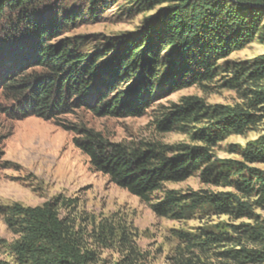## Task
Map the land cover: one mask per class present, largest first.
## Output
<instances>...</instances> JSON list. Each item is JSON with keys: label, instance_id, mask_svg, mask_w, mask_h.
I'll return each mask as SVG.
<instances>
[{"label": "rangeland", "instance_id": "obj_1", "mask_svg": "<svg viewBox=\"0 0 264 264\" xmlns=\"http://www.w3.org/2000/svg\"><path fill=\"white\" fill-rule=\"evenodd\" d=\"M37 6L31 19L43 20L47 27L55 23L60 27L46 40L47 45L66 48L70 41L78 45L77 51L83 56L100 55L102 60L97 62L100 66L110 57V54L105 55L104 47L113 48L112 40L134 33H157L163 12L173 10L177 3L163 0L152 4H148V0H42ZM72 15L78 16L76 21L63 27L61 19ZM15 16L16 13H6V18L0 22L1 264H17L11 247L19 237L6 225V208L15 204L33 208L47 203L57 204L59 218L79 234L83 250L94 254V264L120 263L129 252L135 264H180L181 261L187 264H264L244 263L225 255L242 248L262 250L263 244L250 239L246 230L247 226L263 224L264 208L253 206L252 215L244 217L236 211L219 214L206 206L185 220L157 217L148 204L113 185L107 176L93 171L87 157L73 143L78 130L89 129L110 142L128 147L145 144L200 146L192 136L208 125L209 114L204 110L169 132L159 131L158 122L189 99L196 100L200 107H241L253 114L255 123L241 134L229 135L216 143L212 147L210 163L222 166L224 162H237L240 165L232 170H229L230 166L219 167L210 178L205 177V170L210 165L204 166L183 182L164 184L153 194L152 200L162 199L167 192L229 193L243 202L253 203L255 191L252 197H246L240 187L244 182L254 186L255 175L264 173V163H247L242 151L264 135V104L254 108L249 106L261 83L247 77L256 60L264 56V24L251 43L217 63L210 81L177 92L157 85L147 108L137 117L98 116L80 108L56 120H42L19 117L15 102L4 90L6 85L3 83L14 73L17 74L14 80L30 81L50 75L43 68L26 64L21 72L15 66L10 67V57L23 60L21 53L36 41L34 33L29 34ZM16 44L19 45L17 49ZM173 49L171 46L166 53H159L161 60ZM239 68L245 72L239 74ZM137 79L138 76L129 83H120L118 91L128 93ZM248 169L255 171L251 173ZM181 234L201 242L193 239L183 242L178 237ZM210 237L219 241H209Z\"/></svg>", "mask_w": 264, "mask_h": 264}, {"label": "trees", "instance_id": "obj_2", "mask_svg": "<svg viewBox=\"0 0 264 264\" xmlns=\"http://www.w3.org/2000/svg\"><path fill=\"white\" fill-rule=\"evenodd\" d=\"M40 1L0 0V22L6 18V13H16L18 24L29 34L34 33L36 41L33 46L21 53L23 60L11 56L10 67L15 66L21 72L23 64H26L43 68L50 75L39 81H30L24 78L14 80L17 75L14 73L3 86L6 85L5 93L15 102L19 117L42 120H56L80 108L98 116L137 117L147 108L157 85L177 92L199 82L210 81L217 63L251 43L264 24V0H163L176 2L177 6L175 10L163 12L158 32L134 33L112 40L113 48L104 47L105 55L110 54V57L98 66L101 56H83L75 43L67 41L66 48L47 45L46 40L60 27L57 23L47 27L43 20L30 18ZM159 1L148 0V4ZM76 17L61 19L62 26L66 28L76 21ZM8 18L11 22L10 16ZM171 46H174L172 53L161 60L158 54L166 53ZM244 72L245 69H238L239 74ZM137 76L128 93L118 91L120 83H129ZM247 77L261 83L249 106L254 108L264 104V56L256 60ZM202 110L209 114L208 125L192 136L200 146L145 144L128 147L110 142L89 129L78 130L73 143L87 157L93 171L107 176L113 185L148 204L157 217L185 220L205 206L219 214L236 211L240 217L252 215L253 206L264 208V173L255 175L254 186L244 182L240 187L246 197H252L255 191L253 203L243 202L229 193L167 192L162 199L152 200L153 194L164 184L183 182L210 165L212 147L216 143L229 135L241 134L255 123L253 114L241 107H200L196 100L189 99L158 122L157 128L169 132ZM242 157L247 163H264V135L248 144L242 151ZM239 165L237 162L210 165L205 170V177L214 176L222 167L230 166L229 170H232ZM248 170L251 173L255 171ZM5 217L6 225L19 237L11 247L17 264L95 263L94 254L83 250L79 234L59 218L56 203L33 208L15 204L6 208ZM246 231L250 239L263 244L262 250L242 248L225 255L244 263H263L264 221L254 227L247 226ZM178 237L183 242L192 239L201 242L187 235ZM209 241L219 240L210 237ZM129 255L116 264H135ZM180 264L187 263L181 261Z\"/></svg>", "mask_w": 264, "mask_h": 264}]
</instances>
